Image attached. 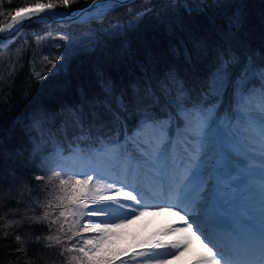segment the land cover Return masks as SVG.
Here are the masks:
<instances>
[{"label":"snow or ice","instance_id":"obj_1","mask_svg":"<svg viewBox=\"0 0 264 264\" xmlns=\"http://www.w3.org/2000/svg\"><path fill=\"white\" fill-rule=\"evenodd\" d=\"M75 3L79 0H24L22 6L6 10L4 0H0V34L15 35L24 27V21L42 19L41 14H57L53 10L58 6L70 9ZM119 7L128 8V5L125 0H99L91 10H80V22L103 24ZM210 7H223V4L221 0L212 3L187 0L184 11L189 16L205 15ZM147 11L136 12L133 22L126 27L134 28ZM58 14L71 16V11ZM5 17L10 19L2 22ZM209 23L219 33L221 44L214 70L203 81L189 83V78L176 65L158 73L150 47H145L142 55L136 57L122 44L121 55L132 56L138 73L125 86H118L112 77L100 74L99 98L90 101L83 92L78 104L56 110L41 107L33 114L30 126L33 133L38 130L40 140L62 139L71 124L77 139L85 145V148L78 146L73 153L76 159L110 165V171L125 177L124 181L108 182L106 187L93 184V175L78 178L83 173L64 179L63 152L57 150L53 162L59 170H53L48 180L59 179L56 207L63 209L59 217L75 218L77 227L70 239L83 233L95 234L82 238L79 246L72 244L67 249L78 253L71 258L77 264H117L119 255L107 247L111 238L118 229L153 208L179 209L175 215L180 217L182 225L171 226L160 238L145 241L141 247L146 250L134 251L129 260L143 258V264H168L170 258L192 251L189 264H264V199L258 203L249 200L241 210L242 220L231 211L237 196L250 197L256 189L264 192V46L252 47L246 35L249 21L243 6H236L222 25L217 24L215 17ZM163 26L183 28V21ZM121 30L118 21L112 24L114 34ZM207 49V40L194 38L191 47L177 46L173 55L190 65ZM44 59L54 65L59 56ZM235 69L239 71L234 72ZM36 75L44 79L43 75ZM229 90L232 107L222 118L220 108ZM220 132L227 138V146L207 157L206 141ZM88 141H92L93 148H87ZM4 159L5 152L0 149V167ZM241 175L246 179L243 191H238L237 177ZM100 178L97 175V180ZM117 183L120 187H116ZM149 192L168 200L164 204H150ZM44 207L52 204L49 202ZM47 216L45 213L34 222L43 223ZM86 216L97 219L81 225L80 220ZM56 223L52 220L46 225L49 232ZM63 230V224L56 229ZM201 237L207 243L201 241L202 247L193 250V241ZM16 239L19 241L21 237ZM43 239L54 242L45 243V247L61 243L59 236L48 235ZM40 241L41 237L37 236L36 242ZM129 260L119 259V264H129Z\"/></svg>","mask_w":264,"mask_h":264},{"label":"trees","instance_id":"obj_2","mask_svg":"<svg viewBox=\"0 0 264 264\" xmlns=\"http://www.w3.org/2000/svg\"><path fill=\"white\" fill-rule=\"evenodd\" d=\"M94 1L79 0L70 6V10ZM23 3L24 0H4L3 7L12 10ZM125 3L128 8H116L103 24L82 23L80 20L29 22L10 43L0 45V136L3 138L0 149L5 152L4 165L0 167V264H77L71 258L78 253L67 249L72 244L79 246L82 238H88L89 234L95 235L83 233L74 240L70 239L77 227L75 218L59 217L63 209L56 207L58 201L53 199L59 194V179L48 180L53 170H59L53 162L57 150L63 152L62 176L68 179L73 175L65 169L69 158L78 146L85 148V145L77 139L71 124L62 139L40 140L38 130L33 133L30 126L37 109L47 107L56 110L64 105L78 104L83 99V92L87 93L90 101L99 98L102 95L98 83L100 74L112 77L118 86H125L138 73L132 56L121 55L122 44L136 57L142 55L145 47H150L155 54L154 68L158 73L176 65L189 78V83L203 81L214 70L221 44L217 38L219 33L209 20L215 17L217 24L222 25L236 6H243L248 17L246 35L252 47L259 49L264 46V0H221L223 7H210L205 15L193 13L191 16L184 11L187 0H128ZM145 9L148 11L136 26L127 28L135 13ZM8 19L5 17L2 22ZM181 20L183 28L163 26L178 25ZM117 21L122 30L114 34L111 26ZM61 36L67 39H60ZM40 37L43 39H38ZM194 38L207 40L208 49L194 64L185 65L182 57L173 55V49L181 45L191 47ZM57 56L59 60L54 65L44 59ZM37 73L44 79H38ZM256 86L259 87L258 84ZM231 107L229 90L220 108V116L223 118ZM220 134L224 139L223 147H226L228 140L222 132ZM93 147L92 141H88L87 148ZM78 178L85 179L86 176ZM95 179L93 177V184L103 186ZM49 202L52 207H44ZM45 213L51 221H57L51 226V232L42 227L47 224L34 222ZM70 217L73 219L66 226L65 222ZM94 219L96 217L86 216L80 224ZM60 224L65 227L62 232L56 231ZM51 233L59 236L61 243L45 247V243H54L43 239ZM17 236L21 237L19 241ZM37 236L41 237L39 243L36 242ZM110 250L118 254V251ZM122 253L118 254L119 257ZM119 259L126 260L123 257Z\"/></svg>","mask_w":264,"mask_h":264},{"label":"rangeland","instance_id":"obj_3","mask_svg":"<svg viewBox=\"0 0 264 264\" xmlns=\"http://www.w3.org/2000/svg\"><path fill=\"white\" fill-rule=\"evenodd\" d=\"M128 1V0H126ZM82 5V4H81ZM80 5L75 8L74 10L70 9H64V8H56L57 14L58 13H64L71 11V14L79 9ZM52 15V14H46L45 19H50L51 16L57 17L58 15ZM57 20V19H56ZM29 23V22H28ZM26 23V24H28ZM25 24V25H26ZM3 35V34H2ZM6 35V34H4ZM15 38V37H14ZM13 38V39H14ZM12 39V40H13ZM3 41H0V44H6L7 39H1ZM11 40V41H12ZM10 41V42H11ZM9 42V43H10ZM216 142V140H212L209 137L208 140L206 141V145L208 144L210 148V144L212 145L213 148L211 150L215 149V146L213 144ZM218 147L221 149V142H218ZM207 149L205 155L211 153V151ZM209 157V156H207ZM110 165H105L102 163H89V162H84L81 160L76 159L74 156L70 159V164H69V172L73 174H78V173H83V175L80 176H86V175H93L94 177H97L99 175L101 178L98 180L102 182L103 185L107 186L108 182H113V181H124L125 177L123 175H117L115 172L110 171ZM68 169V167H65ZM93 169L95 171H93ZM243 171V169H241ZM146 180V178H144ZM245 177L243 175L237 177V184H238V191H243V183L245 181ZM97 180V178L95 179ZM129 182H131V178H129ZM116 187H120V183L116 184ZM127 190V189H126ZM152 194L151 192H149ZM239 196H237L238 198ZM244 200V207L248 203L249 200H251L254 203L260 202L262 199H264V192H262L260 189H256L252 191V194L250 197L240 195ZM56 199V198H53ZM151 197H148V201L150 200ZM178 209H175L173 211H161V210H150L148 213H146L143 216H139L136 219H133L131 223H128L124 227L120 228L117 230V234L113 236L110 240V243L108 244V248L110 245H113V248H110L112 250L118 251L119 253L125 252V251H144L146 250L144 247H135L131 248L132 245L134 246H142L145 241H150L153 239H158L162 236V234L171 226L175 227H180L182 225V221L180 220V217L175 215V212H178ZM233 211V210H231ZM183 214V213H181ZM47 221H43L44 224H48L51 220L49 218H46ZM73 218H68L66 220V226L69 225L70 221ZM97 219V218H96ZM64 223V224H65ZM42 227L47 228L46 225ZM65 228V227H64ZM51 233L50 235H52ZM90 235V234H89ZM88 235V238H90ZM199 235V233H198ZM54 236V235H53ZM91 236V235H90ZM207 243V241H204V239L201 237V240L193 241V250L200 249L202 247V243ZM210 247V245H209ZM192 251L186 252L184 255L179 256L178 258L175 259H169L168 264H189V262L192 259ZM126 258V260H129V257ZM129 264H143V258H137L136 260H129Z\"/></svg>","mask_w":264,"mask_h":264},{"label":"water","instance_id":"obj_4","mask_svg":"<svg viewBox=\"0 0 264 264\" xmlns=\"http://www.w3.org/2000/svg\"><path fill=\"white\" fill-rule=\"evenodd\" d=\"M126 1V0H125ZM96 2H99V0H95L93 3H91V4H88V3H83L82 5H80V7H79V9L77 10V11H75V12H73L72 14H71V16H68V15H59V14H57L58 15V18L57 17H52V19H50V20H44V19H37V18H33V19H31V20H29V21H52V20H55V19H57L58 21H72V20H79L80 19V17H79V12H80V10L81 9H83L84 7H89V6H95V3ZM24 23V25L26 24V21H24L23 22ZM22 29V28H21ZM20 29V30H21ZM18 33V32H17ZM16 33V34H17ZM16 34L15 35H12V36H8V35H6L5 37L3 36V39H7L6 40V42H10L15 36H16Z\"/></svg>","mask_w":264,"mask_h":264},{"label":"bare ground","instance_id":"obj_5","mask_svg":"<svg viewBox=\"0 0 264 264\" xmlns=\"http://www.w3.org/2000/svg\"><path fill=\"white\" fill-rule=\"evenodd\" d=\"M85 8L91 10L92 8H94V6H92V7H91V6H89V7H84L83 9H85ZM57 12H58L57 10H55V9L53 10V13H57ZM81 14H82V13H81V11H80V12H79V17L81 16ZM41 15H42V17L44 18L46 14H41ZM52 15H55V14H52ZM26 22H27V21H26ZM0 35H2V34H0ZM2 36L5 37L6 35L3 34ZM2 39H3V38H2ZM0 41H3V40L0 39ZM31 134H32V133H31ZM157 191H158V190H157ZM197 234H198V233H197Z\"/></svg>","mask_w":264,"mask_h":264}]
</instances>
